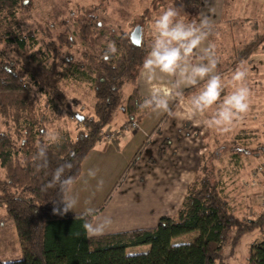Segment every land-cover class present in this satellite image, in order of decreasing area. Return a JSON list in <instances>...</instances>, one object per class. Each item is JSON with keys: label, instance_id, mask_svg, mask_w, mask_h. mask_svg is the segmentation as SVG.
I'll return each instance as SVG.
<instances>
[{"label": "trees", "instance_id": "1", "mask_svg": "<svg viewBox=\"0 0 264 264\" xmlns=\"http://www.w3.org/2000/svg\"><path fill=\"white\" fill-rule=\"evenodd\" d=\"M155 2L150 0L141 19H134L129 28L106 34L99 17L91 13L71 21L57 20L56 31L32 28L28 21L34 0H0V206L12 219L21 251L19 259L0 260V264H222L220 250L227 231L234 229L233 242L245 230L264 222V209L254 218L238 217L230 211L206 151L200 155L177 212L160 215L153 226L89 239L82 221L75 220L76 214L83 212L54 214L58 186L43 190L53 171L70 161L74 167L67 174L79 176L84 156L101 140L102 129L112 122L118 108L125 114L123 125L142 115L138 105L145 96L138 93L136 81L151 44L143 38L142 24ZM136 24L141 25L138 45L129 39ZM216 30L213 25V33ZM78 43L84 46L79 60L72 53ZM110 44L116 52L105 61ZM262 46L264 29L233 52L229 65L248 59ZM75 72L90 79L92 113L75 108L76 99L66 94L64 84ZM125 84L130 85V91L124 96ZM191 91L185 89V96ZM174 105L175 101L170 110ZM59 112L76 122L73 134L64 129L50 133L49 122ZM154 131H160L159 124ZM51 137H56L55 141ZM46 143L47 167H38L37 152ZM168 148L169 141L164 138L156 157L162 158ZM140 152L141 146L121 176ZM257 153L264 154V144ZM148 160L153 163L156 159ZM190 231L197 232L190 241H170ZM139 244L148 248L126 257V248ZM247 262L264 264V236L251 244Z\"/></svg>", "mask_w": 264, "mask_h": 264}, {"label": "rangeland", "instance_id": "2", "mask_svg": "<svg viewBox=\"0 0 264 264\" xmlns=\"http://www.w3.org/2000/svg\"><path fill=\"white\" fill-rule=\"evenodd\" d=\"M149 1L150 0H34V8L28 22L32 28L49 27L51 30L56 31L59 27L57 20L65 18L71 21L74 17L91 13L99 17L101 29L108 34L109 32L115 31L117 28H129L134 19L140 20V13L144 7L149 5ZM176 3L177 0H156L155 5L150 7V13L145 17L142 24V26H144L143 38L147 44L151 43V25L154 18L170 6L179 8V5H176ZM258 29H263L261 28V23ZM248 39L249 38L246 36L244 38L241 37L239 42L242 44ZM83 48L84 46L80 43L73 47L72 53L75 59L79 60L81 58L80 53ZM245 66L248 71L246 83L251 91L249 110L238 120L231 131L221 135L225 141L216 144L212 142V147L204 151H206L205 154L208 155L207 160L211 161L210 165H212V170L216 172L214 173L215 178L220 180L219 187L221 195L227 199L230 211L238 217L254 218L256 214L264 209L261 205V190L264 188L261 175L264 171L255 177L251 175V170L255 168L261 159L262 154L257 153L258 148L264 144V48H260L257 53L251 57L250 61L245 63ZM89 83L90 79L88 77L75 72L64 84V89L69 98L76 99L74 107L87 114L92 113L91 104L93 101ZM123 91L124 96L127 95L130 91V85L125 84ZM123 114L122 109L118 108L112 122L121 120L124 116ZM135 121L137 122V120ZM110 124L102 129L101 140H111L106 139L103 134L106 129H117L109 127ZM76 125V122L72 118H69L67 114L59 112L56 114L55 118L49 122V131L55 134L64 129L73 134ZM126 125H123L121 128ZM158 134V132L154 131L152 133L153 136L145 143V146L141 148V152L137 157L139 162L144 157H156L159 145V143H156V136ZM124 135L123 140H126L131 135L130 130H125ZM236 135H238V137L235 141L233 138H235ZM135 151L136 149L132 153ZM167 152V158H170L175 151L174 149L168 148L166 153ZM207 152L209 153L207 154ZM155 159L160 158L156 157ZM110 160H113V164H111ZM121 162L122 158L120 160L109 158L106 164L93 162L88 165L89 169L96 170V174L100 173L99 176H101V178L99 177L98 180H102V176H105V181L102 180L103 187L99 189V191L98 189L96 190V196L99 195L97 197L98 199H100L99 197H102L105 192L109 191L117 180ZM138 164L140 165V163ZM197 165L195 166V164H193L183 168L180 173L181 176L183 177L186 174L192 173V180L195 176ZM131 166L132 165L128 167L127 171H129ZM135 167H137V164H135ZM139 168L140 170H137L138 172L143 170V166L140 165ZM87 173L88 170H85V174ZM130 173L132 174L133 172L130 171ZM87 177L88 176L85 175V178ZM94 179L91 178V181ZM120 182L121 180L118 181V184ZM109 183H112L110 187ZM185 192L186 190H184V193L180 196L177 209L172 214L176 213L179 209ZM97 198L91 203L90 208H94L95 206L92 207L93 205H99L97 208H94L98 212L102 209V205H104L106 200L104 202L100 201L98 204ZM81 207L82 206L77 205L75 209L80 211L79 209H81ZM100 214L104 215V213ZM163 214H170V212H164ZM146 215L149 216L147 223L149 225H155L157 219L154 220V218L159 214L150 213ZM232 235H234L233 228L229 229L226 233V238L220 250L219 259L222 261V264H248V254L251 244L261 240L264 236V222L258 226L245 230L233 242ZM195 236H197V232L190 231L176 235L172 237L170 241L172 243L187 242ZM147 248V244H139L128 246L126 251L128 253H134L145 251ZM20 257L21 251L12 219L8 217L2 205L0 206V260L10 261L19 259ZM215 264H218V262L216 261Z\"/></svg>", "mask_w": 264, "mask_h": 264}, {"label": "crops", "instance_id": "3", "mask_svg": "<svg viewBox=\"0 0 264 264\" xmlns=\"http://www.w3.org/2000/svg\"><path fill=\"white\" fill-rule=\"evenodd\" d=\"M176 5H179L181 14H185V18L188 20H198L201 14L211 17L217 30L209 38L208 43L215 45L218 59L217 72L222 75L231 73L241 63L239 62L233 66L229 65V58L233 52L247 42L256 31H261L258 29L260 23L261 28L264 29V0H177ZM245 36L249 39L241 44L239 40ZM260 48H264V46ZM259 49L243 61L245 63L249 62ZM169 79L165 77L160 82V87L165 91L168 90ZM136 84L138 93L141 96H147L149 86L144 81L141 69ZM174 101L175 105L171 111H176L179 104V98L172 95L170 106ZM141 112L142 115L137 120V126L130 130L131 135L126 140H123L125 135L122 137L115 135L109 141L99 140L86 153L82 160L80 175L73 186V194L78 197V205L82 207L79 209L80 211L74 209V212L70 211L67 214L84 212L91 207V203L99 196H96V190L98 178H101L100 173L96 174L93 181L89 177L85 178V175H87L85 170H89L88 165L93 162L106 164L109 158L116 160L122 158L117 180L109 191L99 197L100 199L97 198L98 204L100 201L104 202L106 200L102 205V209L97 213H104L112 219L111 227L106 233L139 228L136 226H153L147 223L149 216L146 214H159L156 215L155 220L164 212H170L168 215H171L177 209L179 198L193 176L191 173L182 177L181 170L193 164L196 166L199 163L198 159H200L201 153L205 149L211 148L212 142L216 144L225 141L221 137L225 133L205 126L204 120L208 118L210 113L193 118H176L169 114L165 115V112H153L148 109ZM123 115L121 120L112 122L109 127L121 128L125 122V114ZM158 124L160 131H156L159 133L156 136V143L158 144L161 140L167 138L169 148L174 149V154L167 158V152L162 158L156 159L153 163L149 162L146 157L139 162L137 156L133 160L129 171L121 176L136 151L132 152L140 146L141 148L145 146L144 142H147L153 136L154 128ZM237 137L238 135L233 139L236 141ZM110 161L113 164V160ZM138 163L143 166V170L140 172L137 171L140 170ZM135 164H137V167H135ZM130 171L133 173L131 174ZM261 176L262 182H264V173ZM102 180L105 181L104 175ZM119 180L121 182L118 184ZM98 206L93 205L92 207L97 208Z\"/></svg>", "mask_w": 264, "mask_h": 264}, {"label": "clouds", "instance_id": "4", "mask_svg": "<svg viewBox=\"0 0 264 264\" xmlns=\"http://www.w3.org/2000/svg\"><path fill=\"white\" fill-rule=\"evenodd\" d=\"M212 35L213 23L208 15L201 14L198 20H188L179 8L170 6L154 18L151 44L141 66L149 92L139 103L140 110L165 112L176 118H193L210 113L204 120L207 128L222 133L232 130L250 107L251 91L246 83L248 71L245 62L241 61L231 73H218L215 45L208 43ZM115 52V45L110 44L104 54L105 61ZM165 77L170 78L167 91L160 87ZM185 89L193 91L185 96ZM172 95L179 98L176 111L170 110ZM50 139L55 141L56 137ZM36 159L38 167H47V143L39 148ZM73 167L70 161L61 164L44 186L43 190L58 186V199L54 202L57 206L53 210L56 215L74 212L79 203L78 197L73 194L78 173L67 174ZM87 175L94 179L96 170L89 169ZM102 187L103 181L99 180L97 189ZM75 220L82 221L81 226L89 239L104 235L112 224L110 216L101 215L93 208L76 214ZM130 256L126 251V257Z\"/></svg>", "mask_w": 264, "mask_h": 264}, {"label": "built area", "instance_id": "5", "mask_svg": "<svg viewBox=\"0 0 264 264\" xmlns=\"http://www.w3.org/2000/svg\"><path fill=\"white\" fill-rule=\"evenodd\" d=\"M136 126H137V122L135 120H132L123 128H117L113 130L106 129L103 132V134L105 135L106 139H112L114 135L122 137L124 136L125 130H133ZM262 171H264V154H262L261 159L259 163L255 166V168L251 170V175L255 177L256 175L260 174ZM261 205L264 206V188L261 190Z\"/></svg>", "mask_w": 264, "mask_h": 264}, {"label": "water", "instance_id": "6", "mask_svg": "<svg viewBox=\"0 0 264 264\" xmlns=\"http://www.w3.org/2000/svg\"><path fill=\"white\" fill-rule=\"evenodd\" d=\"M129 39L131 40L133 44L138 45L140 43V39H141V25L140 24H136L133 26V28L131 29L129 33ZM77 118L81 119L82 116L77 115Z\"/></svg>", "mask_w": 264, "mask_h": 264}]
</instances>
